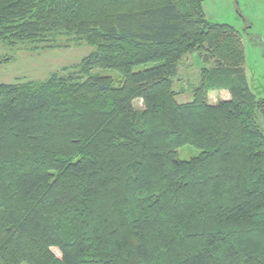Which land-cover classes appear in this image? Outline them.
<instances>
[{
  "label": "trees",
  "instance_id": "trees-1",
  "mask_svg": "<svg viewBox=\"0 0 264 264\" xmlns=\"http://www.w3.org/2000/svg\"><path fill=\"white\" fill-rule=\"evenodd\" d=\"M203 1L0 0L3 42L94 47L0 83V264H264V98ZM187 55L199 77L179 102Z\"/></svg>",
  "mask_w": 264,
  "mask_h": 264
},
{
  "label": "rangeland",
  "instance_id": "rangeland-1",
  "mask_svg": "<svg viewBox=\"0 0 264 264\" xmlns=\"http://www.w3.org/2000/svg\"><path fill=\"white\" fill-rule=\"evenodd\" d=\"M202 7L210 22L229 24L241 34L239 38L245 52L244 70L248 87L257 97L264 98V0H204ZM52 45L46 47L26 41L9 45L0 40V83L43 81L52 73L76 65L94 51V47L85 41L79 44L61 41ZM194 56H186L185 58L191 59H183L178 69L179 78L175 79L173 88L181 92V96L176 97L179 102L192 99L190 85L198 82L201 61L198 63V58L193 59ZM148 66L151 65H140L134 70ZM92 73L117 77L111 69H95ZM224 95V92L209 91L207 98L215 100L223 98ZM134 107L142 108L141 101L135 100ZM258 121L264 130V117L260 115ZM199 153V149L185 145L178 148L177 157L188 160Z\"/></svg>",
  "mask_w": 264,
  "mask_h": 264
},
{
  "label": "crops",
  "instance_id": "crops-1",
  "mask_svg": "<svg viewBox=\"0 0 264 264\" xmlns=\"http://www.w3.org/2000/svg\"><path fill=\"white\" fill-rule=\"evenodd\" d=\"M187 56L191 57V55H187ZM188 59H191V58H188ZM222 92H224V94H225L223 98H219V99H215V100H209V102H210V103H216V102L219 101V100L229 98V93H228L226 90H221L220 93H222ZM180 96H181V95H180ZM183 102H185V101L183 100Z\"/></svg>",
  "mask_w": 264,
  "mask_h": 264
}]
</instances>
